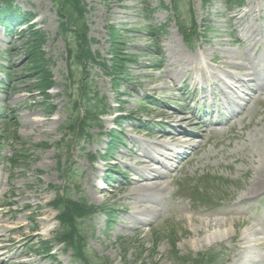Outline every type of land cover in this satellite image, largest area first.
<instances>
[{"label": "rangeland", "instance_id": "obj_1", "mask_svg": "<svg viewBox=\"0 0 264 264\" xmlns=\"http://www.w3.org/2000/svg\"><path fill=\"white\" fill-rule=\"evenodd\" d=\"M84 1L91 52L111 65L115 36L132 60L125 68L127 75L118 80L88 65L94 89L101 98L106 97L110 109L102 117V127L92 126L91 137L83 138L67 153L66 148L34 147L61 141L60 127L72 114L67 88L75 87L67 79L65 38L73 34L65 37L62 33L52 0H0V7L10 2L20 13L35 15L31 23L46 35L42 51L55 81L49 97L36 91L35 79L26 73L24 47L29 35L21 30L27 26H16L9 33L0 24V65H10L8 71L13 76L10 82L0 72V136L6 135L0 151L4 157L0 159V224L24 225L16 232L0 228L4 238L0 245L10 247L4 258L19 257L32 264H81L58 245L61 226L57 211L51 207L57 196L55 190L67 186L64 172L72 165L74 179L69 185V197H83L96 208L116 209L111 220L99 210L81 224L92 258L89 264H196L193 259L198 254L212 249L223 253L219 264H264V182L251 191L252 180L264 169V0H246L241 12L227 5V0H183V21L190 20L193 9L200 32L210 29L208 37L204 34L195 40L193 48L184 43L174 12L163 7L169 6L171 0ZM162 25L165 33L156 35L153 41L149 31ZM199 57L210 69L194 78ZM154 62H158V69L153 67ZM251 63L256 72L251 77L253 82L231 80L232 74L237 79L250 75L254 71L250 70ZM215 72L220 78L212 80ZM197 81L205 89L208 82L218 84L220 91H216L221 101L215 103L221 104L224 114L222 117L217 113L214 118L224 121L218 131L215 126L210 128L213 119L206 117L205 125L200 123L199 114H186L183 108L194 109L197 100L204 97L202 93L192 103ZM48 102L57 107L53 114L45 109ZM166 113L173 118L165 117ZM233 114L234 120L229 122ZM117 117L123 118L121 126ZM179 118H185L180 127L203 137L180 140L190 143V150L197 148L202 139L205 144L196 153L193 151L179 171H166L158 164L148 167L162 173L166 183L163 191L133 194L131 180L144 170L140 162L149 160L145 151L164 154L165 147L160 144L171 139L161 136L168 134L166 127L173 128ZM4 120L10 123V131L15 127L18 130L21 142L13 145H17L19 153L29 156L21 158L16 168L8 160L14 147L7 140L11 132L6 131ZM111 129H122V145L107 161L92 162V155L108 149ZM57 156L62 158L61 166ZM110 166L120 173L109 178ZM205 175L224 179L226 186L216 191L212 202H194L190 186L196 181L205 185ZM107 179L110 184H104ZM128 195L131 199L125 198ZM45 213L51 221L44 224L45 230H40V218ZM36 232L40 236L30 240ZM44 245L53 252L46 254ZM175 250L182 257L179 262H173Z\"/></svg>", "mask_w": 264, "mask_h": 264}, {"label": "trees", "instance_id": "obj_2", "mask_svg": "<svg viewBox=\"0 0 264 264\" xmlns=\"http://www.w3.org/2000/svg\"><path fill=\"white\" fill-rule=\"evenodd\" d=\"M57 10L58 16L61 23V31L66 37L67 34H73L70 38L66 37L67 40V64H68V79L75 85L76 94L78 98L76 99L73 94H69L70 101L73 104V110L78 111V107H83L85 110V118H75L70 120L61 127V132H63L64 137L69 135L77 136L82 138L88 133L91 121H100L99 116L106 113V105L102 100H98V94H95L96 104L93 105L94 91L92 88V82L87 79V67L90 63L94 65H99V67L104 71L105 74L113 77L114 80L121 78L120 76H126L127 71L125 68L128 63L132 60L131 56L125 55L123 52L122 44L119 42L117 37H112V62L111 65L109 61H103L102 63L98 61L99 56L91 52L90 41L88 38V26L85 23L86 14L88 12L87 5L84 0H52ZM228 4L232 6L235 4H243V0H228ZM180 0H173V9L175 10L178 17L180 9ZM17 9L9 3L6 2L4 6L0 7V23L3 24L7 31L13 28L14 21H23L28 23L33 15L25 13L18 14ZM180 32L184 35L186 42H190V37L197 35V27L192 20L191 26L187 23H181L179 25ZM160 30V29H159ZM29 39L25 43V54H26V73L31 74L32 78L36 79L34 87L37 91L42 94H47L48 90L53 86L54 82L52 79L51 72L49 71L44 52L42 51L46 43V35L38 29H35L32 25L29 26ZM153 36V33L150 32ZM100 62V63H99ZM2 69L7 77L10 79L12 76L10 73ZM102 103V104H101ZM49 113H53L56 107H52L46 104ZM79 112V111H78ZM73 116V115H72ZM6 122V121H5ZM7 124V122H6ZM9 128V127H8ZM112 133L111 136V149L112 145H116L117 141L121 140V135L117 132ZM9 138L17 143L20 138L17 131H12L9 134ZM1 141V139H0ZM58 148L62 146V143L56 145ZM49 147L48 144L38 145L36 148L45 149ZM110 149V150H111ZM112 152V151H111ZM18 151H15L14 156L10 159L14 167L19 166V160L23 158V155H19ZM102 158L105 156L100 155ZM96 159V157H92ZM70 178V177H68ZM72 179V178H71ZM68 180L67 183H69ZM60 190L57 189V199L55 200L53 206L59 211V219L62 227V232L59 234V243L65 244L67 248H70L73 252L75 261H79L82 264H88L90 260V253L86 248V240L80 231V224L86 219L93 216L96 209L89 206L85 200L74 201L72 200L68 192H64L61 195ZM210 253L205 255L201 254L196 259L197 264H205L206 261L213 260L214 258H206ZM206 260V261H205Z\"/></svg>", "mask_w": 264, "mask_h": 264}, {"label": "bare ground", "instance_id": "obj_3", "mask_svg": "<svg viewBox=\"0 0 264 264\" xmlns=\"http://www.w3.org/2000/svg\"><path fill=\"white\" fill-rule=\"evenodd\" d=\"M205 61L204 58L199 57L198 62L195 63V76L201 72L203 74L208 73V70L210 68H208L207 66H205L204 62ZM251 71H253V69H250ZM254 75V71L249 75L245 74L244 77L247 78H251ZM213 77L214 79H219L220 77L218 76V74L215 72L213 73ZM192 78V79H194ZM236 75L232 74L231 80H237ZM228 85V84H226ZM228 88H232L231 85L227 86ZM165 117H168L169 119H172L173 116H171L169 113L164 114ZM183 121H185V118H179L176 121V124L173 126V128H168V134L161 136V138H169L171 139V142H167L165 141L166 139H164V141L160 144L162 147H165L164 149L166 150L165 152H163L164 154H160V155H153L151 154L150 150L145 151L144 155H146V157L149 159H144L142 160L140 163L145 166L144 170L139 172L137 177L134 180H131V192L140 194V195H149V194H153V193H158L164 190L165 188V181L163 179L162 173L159 171H156V169H148L149 166H151L152 164H158L161 166L162 169H165L166 171L170 170V163L172 161H174L177 156H178V151L176 149L179 148H186L187 145H184V143H182V141L180 140L181 134L182 133H187V130L180 127V123H182ZM171 129V130H169ZM264 169L262 171L259 172L258 177L252 180L251 183V191L254 188H258L259 186H261L262 182H264ZM145 181L148 182L145 185H142L141 183ZM125 198H130V195H128ZM151 213L155 212V211H150ZM40 220L42 221L40 230H45V223L50 222L51 219L48 217L47 213L44 214V216L42 218H40ZM24 225L22 223L17 224V227H9V226H5V224H0V228H5L6 230L9 231H20L21 228ZM29 230H32L31 228H28ZM40 236L39 232H36L34 234V236L29 237L30 240H34L36 238H38ZM3 236H0V243L3 244ZM10 247H6L4 245H0V264H32L31 261L28 260L24 261L21 260L19 257H11L10 259L6 260L4 258V256L8 253Z\"/></svg>", "mask_w": 264, "mask_h": 264}]
</instances>
